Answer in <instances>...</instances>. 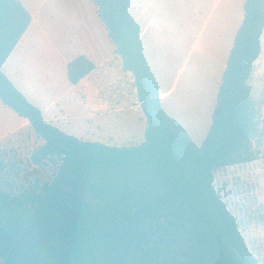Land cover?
<instances>
[{
    "label": "trees",
    "instance_id": "1",
    "mask_svg": "<svg viewBox=\"0 0 264 264\" xmlns=\"http://www.w3.org/2000/svg\"><path fill=\"white\" fill-rule=\"evenodd\" d=\"M92 1L134 77L145 141H83L46 122L2 71L31 16L19 0H0V101L44 142L30 163L49 174L29 181L0 158V264H259L214 181L220 170L255 161L264 137L249 85L262 53L264 0L244 1L201 146L162 106L131 0ZM94 69L79 56L68 81L77 85Z\"/></svg>",
    "mask_w": 264,
    "mask_h": 264
},
{
    "label": "rangeland",
    "instance_id": "2",
    "mask_svg": "<svg viewBox=\"0 0 264 264\" xmlns=\"http://www.w3.org/2000/svg\"><path fill=\"white\" fill-rule=\"evenodd\" d=\"M30 1L32 5L55 7L61 12L76 0ZM83 1L97 8L92 0ZM131 1V13L145 31L141 41L146 59L161 89L170 91L163 102L165 111L186 129L197 146H201L211 126L222 74L243 20L244 0H141L146 7L145 13L138 11V0ZM58 17L66 29L63 14L58 13ZM99 24L106 32L104 50L110 53L115 46L106 28L100 21ZM262 48L264 50V43ZM101 58L96 56L92 62L97 64ZM116 72L125 96L130 93L129 79L121 76L120 69L117 68ZM129 77L134 80L132 75ZM249 85L253 98L260 105L261 127L264 128V51L255 62ZM79 88L64 95L60 107L70 118L67 120L70 123L68 131L77 135L74 137L80 135L82 138L88 125L81 119L83 105ZM106 94L110 93H102ZM135 98L137 100V95ZM139 118L145 120L142 109L126 113L123 121L126 126V142L123 144L126 147L138 146L145 141L144 124ZM120 125L123 124L120 122ZM42 144L29 123L0 101V158L9 165L17 164L23 168L22 178L30 181L39 174L42 180H46L49 179L47 171L35 169L30 163V156ZM258 150L255 161L216 172L214 188L237 220L249 250L259 264H264V137Z\"/></svg>",
    "mask_w": 264,
    "mask_h": 264
},
{
    "label": "crops",
    "instance_id": "3",
    "mask_svg": "<svg viewBox=\"0 0 264 264\" xmlns=\"http://www.w3.org/2000/svg\"><path fill=\"white\" fill-rule=\"evenodd\" d=\"M19 1L29 12L31 23L3 64L4 75L29 103L41 110L46 122L71 136L77 135L68 131L67 127L70 123L67 120L70 118L60 104L64 95L80 86L78 93L82 94L83 105L81 119L87 123L88 131H85L82 138L80 135L76 138L124 147L126 126L123 121L126 113L142 108L138 98L137 100L135 98L137 90L133 85L134 80L129 77L132 73L123 70L122 59L115 50L110 49V53L104 50V44L107 45L106 32L99 24L98 9L83 0H76L71 6L62 8L61 12L55 7L32 5L30 0ZM138 1V11L145 13V5L141 0ZM131 11H133V1H131L130 13ZM58 13L63 14L66 29L60 24ZM144 33L141 28V39ZM262 43H264V31L261 37ZM263 51L262 48V53ZM79 56H84L90 61L96 56L102 58L97 64L93 62L95 69L88 76L77 85H72L67 78V66ZM117 68L121 70V76L129 79L130 93L125 96L121 92L123 87L119 86ZM102 93L110 94L102 95ZM169 94L170 91H163L159 84L162 106ZM119 98L122 99L121 103ZM163 108L165 110L164 106ZM139 121L144 124L145 137L146 119L139 118ZM120 122L123 125H120ZM96 130L104 133H97Z\"/></svg>",
    "mask_w": 264,
    "mask_h": 264
}]
</instances>
